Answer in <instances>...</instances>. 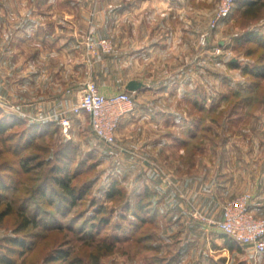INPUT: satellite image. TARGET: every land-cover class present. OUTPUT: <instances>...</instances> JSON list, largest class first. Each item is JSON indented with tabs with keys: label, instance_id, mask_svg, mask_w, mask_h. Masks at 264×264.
I'll return each mask as SVG.
<instances>
[{
	"label": "rangeland",
	"instance_id": "374dc122",
	"mask_svg": "<svg viewBox=\"0 0 264 264\" xmlns=\"http://www.w3.org/2000/svg\"><path fill=\"white\" fill-rule=\"evenodd\" d=\"M254 2L236 0L229 14L219 18L227 0H0V72L18 64L13 52L23 46L19 64L32 66V38L21 47L14 36V51L9 46L33 4L44 26L66 16L75 39L67 56L73 66L83 57L93 73L89 78L111 87L110 92L125 90L116 82L130 77L149 83L141 97L164 111L162 134L170 140L152 158L153 165L176 182L187 181L171 189L170 197L205 209L202 224L186 214L180 234L184 222L177 219L179 211L168 217L163 205L153 219L138 224L133 207L126 208L136 187V163L121 147L128 146L129 136L122 141L116 134L114 143L106 142L82 113L28 142L22 139L26 124L17 122L0 132V253L10 254L16 264H264V253L255 256L238 244L230 246L209 214L215 183L240 170L243 148L257 163L264 142V0ZM101 38L110 40V50L89 45ZM40 44L48 72L51 45ZM85 70H76L74 81L86 78ZM79 92H72V101ZM18 95L29 103L39 97L33 88L4 91L0 80V118L20 110L5 105ZM66 173L77 191L87 189L71 206V197L55 180ZM112 185L120 190L110 196ZM40 188L44 196L36 193ZM232 198L219 203L222 209ZM100 204L105 209L93 216ZM37 210L39 221L18 230L24 217ZM12 236L24 237L26 244H15ZM60 249L70 252L67 260L53 258Z\"/></svg>",
	"mask_w": 264,
	"mask_h": 264
},
{
	"label": "crops",
	"instance_id": "0c3cea01",
	"mask_svg": "<svg viewBox=\"0 0 264 264\" xmlns=\"http://www.w3.org/2000/svg\"><path fill=\"white\" fill-rule=\"evenodd\" d=\"M32 6L33 9L30 11L28 10L26 16L18 22L14 35L10 37L11 45L9 46V51H14L12 45L16 39L15 37H17V46L21 47L23 43L26 44L31 42L32 38L34 41L32 43L33 51L30 52L31 59L33 60L32 66L30 64L26 65V63L22 66L19 64L20 59H24V53L22 52L24 50L26 51V49L23 48L25 46H23L20 52H13L14 58H16L15 60H18V64L14 65L13 68L5 67V70L0 72V80L1 88L4 89V91H11L13 93L14 90L24 91L33 88L34 93H38L39 97L37 100H31V103H29L28 100L18 95L16 102L9 100V103H5V105H15L19 107L20 110L16 114L21 116H24L23 114L25 112L34 114L33 116L26 114V116H24L26 118H32L38 121L49 120L50 122H56L59 126H63L64 124L62 121L64 118H68L70 115H76L72 112V106L77 100L72 101L70 97L72 92L77 90L80 91L89 76H93V73L91 70H88L90 69V65L83 57L74 66L73 61L71 60V62L69 60L70 58L67 57L68 53L71 52V44H73L75 40L73 36H71L73 33L69 32L70 19L60 15L59 21L53 20L55 18H51L49 24L44 26L43 24L46 22L45 20H41V16L39 17L38 14L40 11L37 10L35 4ZM58 27H60L61 30H59ZM37 38L40 39L38 43L36 42ZM77 41L82 42V39L77 38ZM40 42H44V45H46L45 42L48 43V46L49 44L51 45L52 54L50 64H52V69H49L48 72L43 70V54ZM55 57L57 61H54ZM75 69H81L82 73L83 69H87L85 70V72H87V77H81V80L74 81L72 74L78 73V71L75 72ZM132 78L140 79L138 77H130L125 81L116 83L117 85L119 83V86H123L127 89L126 84ZM144 82L145 85L141 89L132 91L135 99V107L131 112L122 117L116 130V134L122 141L124 135L129 136V138H127L129 139L128 146L121 143V147L123 150L129 152L131 162L135 161L136 163L133 166V171H135L133 177L136 187L129 202L130 208L133 207L132 213L134 214L135 204L137 202H145L146 204H150L152 208L151 213L154 211L157 213L162 212L161 206L163 205L168 217L170 212L177 214L179 211L177 219H179L181 223L184 222V219H186L185 215L187 214L186 216L189 217V221H192L194 224H202L200 217L203 215V212H205V209H200L201 207L199 208V206L195 204L194 206H190L192 202L189 199L182 200L181 198V200L178 199V201H176L169 195L171 189L175 192L174 187L177 186L178 183L180 184L181 179H177L176 182V179L166 176L164 170L161 169L162 171L160 172L159 168L153 165L156 163L153 160L154 156L161 153L163 146H167L170 140L168 135L162 134L164 131V119H166L164 118V111L156 109L155 107H157V105L150 104L148 100L141 97L147 95V92L144 90L149 86V83L146 81ZM113 85L116 84L114 83ZM100 88L103 91H113V89L106 84L102 85L100 83ZM27 102L28 104H26ZM37 114L39 115L38 117ZM257 150L260 155L257 159V163H251V158L247 152L248 150L246 151L243 148L242 151L244 154L241 156L242 162L240 170L235 172L233 176L226 177L224 180L215 183V188L213 187L210 196L211 202H213L215 206L209 210V214L216 223L222 217L223 212L222 206H220L219 203L222 202L223 199L227 200L245 191L252 192L253 194L251 206L256 214L258 216H264V142H262V146ZM142 171L146 172L145 178L139 176L140 172L141 174L143 173ZM140 178H144L141 183L142 185H138V180ZM183 182L187 183V181ZM239 183L242 184L238 187ZM185 202L188 208H186V212L184 210ZM186 223L184 222L185 225L183 224L181 230L178 231L179 234L182 230H185ZM213 223L214 222H211V225H214ZM215 226L218 227L217 224ZM181 239L180 237L178 238L179 241ZM182 250L183 247L179 249L178 252H182Z\"/></svg>",
	"mask_w": 264,
	"mask_h": 264
},
{
	"label": "built area",
	"instance_id": "2783aa9c",
	"mask_svg": "<svg viewBox=\"0 0 264 264\" xmlns=\"http://www.w3.org/2000/svg\"><path fill=\"white\" fill-rule=\"evenodd\" d=\"M236 0H227L221 8L219 18H224L231 11ZM100 44L103 50H110L109 39L101 38L90 42L92 49ZM135 107L132 91L125 89L115 92H104L95 80L89 78L80 89L78 100L72 106L76 115L87 113L93 132L103 140L114 143L116 130L123 116ZM64 125H69L68 118H64ZM253 194L245 191L230 199L225 205L222 217L217 221L220 230L237 241L252 254L264 253V216H258L251 206Z\"/></svg>",
	"mask_w": 264,
	"mask_h": 264
},
{
	"label": "trees",
	"instance_id": "16d2710c",
	"mask_svg": "<svg viewBox=\"0 0 264 264\" xmlns=\"http://www.w3.org/2000/svg\"><path fill=\"white\" fill-rule=\"evenodd\" d=\"M251 3H255V0H249ZM257 74V72H256ZM10 119V120H8ZM24 123L26 124V129L22 135V139L23 136L26 138V140L29 142H32V138L36 135V134H43V132L51 129H57L58 128V124L56 122H50L49 120H35L32 118H26L24 116H21L19 114L16 113H9V114H4L1 118H0V132L4 133L6 132L10 126L16 124V123ZM60 150H58L59 152ZM25 162V161H24ZM23 168H29L28 164H23ZM62 166H56V169L61 170ZM75 173V172H74ZM64 178H58L59 175H56V182L63 187V192L66 193V195L71 197V201H70V206L74 205L77 200L82 199L83 195L85 194V192L87 191L86 188H83L82 190L77 191L76 190V186H71L70 181H71V176H69L68 173H66V175ZM0 183H1V177H0ZM47 183V182H46ZM44 187V186H43ZM120 189L115 188V186L112 185L111 189L109 190L108 195H114V193H116L117 191H119ZM36 193L40 194L42 196L45 195L46 190H44V188H40L39 190H36ZM63 194V193H62ZM64 202L67 201L65 196H62L61 198ZM53 198L50 197L49 201H52ZM103 205V204H102ZM101 204L97 207L96 211L94 212H100L103 211L105 208V206H102ZM147 205V206H146ZM10 208V206H8ZM126 208L129 210L130 209V203L129 201L126 203ZM151 206L150 204H146L145 202H137L136 203V207L134 209V215H137L139 217V221L137 222L138 224H140L141 222L145 221L148 219V217H150L151 219L154 218V216L157 214L156 211L152 212L151 214ZM10 212V211H9ZM38 212L39 210H37L32 216H25L24 220L22 221L21 225L19 226L18 230H22L24 228H26L28 225L30 224H36L39 221V217H38ZM147 214H150L149 216H147ZM136 223V224H137ZM224 234V233H223ZM225 237H227L228 239H230L229 241L231 242L230 246H232V244H238L240 245L237 241L232 240L230 237H228L226 234H224ZM10 240H12V242H14L15 244L18 245H25L26 241L24 237H19V236H12V238H10ZM241 246V245H240ZM11 251H13L11 249ZM180 253V252H178ZM70 252L66 249H60L58 250L57 254L55 256H53V258H62L64 260H67L69 257ZM0 263L2 264H16L15 260L12 258V256H10V254H6V253H0ZM64 264H72L65 262Z\"/></svg>",
	"mask_w": 264,
	"mask_h": 264
},
{
	"label": "water",
	"instance_id": "95a60500",
	"mask_svg": "<svg viewBox=\"0 0 264 264\" xmlns=\"http://www.w3.org/2000/svg\"><path fill=\"white\" fill-rule=\"evenodd\" d=\"M144 85L145 82L143 80L132 78L127 82L126 88L130 91H136L138 89H141Z\"/></svg>",
	"mask_w": 264,
	"mask_h": 264
}]
</instances>
